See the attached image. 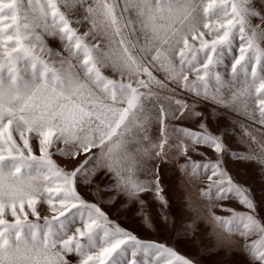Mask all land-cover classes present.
I'll list each match as a JSON object with an SVG mask.
<instances>
[{
    "label": "snow or ice",
    "instance_id": "snow-or-ice-1",
    "mask_svg": "<svg viewBox=\"0 0 264 264\" xmlns=\"http://www.w3.org/2000/svg\"><path fill=\"white\" fill-rule=\"evenodd\" d=\"M261 25L264 0H0V264H264V218L225 166L264 167ZM201 104L231 118L219 135ZM156 161L208 181L195 189L204 203L184 198L188 219L164 211ZM99 173L113 183L98 191L138 204L149 229L151 194L196 255L138 238L86 199L80 185Z\"/></svg>",
    "mask_w": 264,
    "mask_h": 264
},
{
    "label": "rangeland",
    "instance_id": "rangeland-1",
    "mask_svg": "<svg viewBox=\"0 0 264 264\" xmlns=\"http://www.w3.org/2000/svg\"><path fill=\"white\" fill-rule=\"evenodd\" d=\"M253 24H261L259 19L254 18L252 20ZM264 27V25H261ZM83 30V29H81ZM53 47H59L57 42H51ZM111 74V73H109ZM187 98V97H186ZM200 111H203L206 116L209 117L207 123L210 130L219 135L224 126L230 125L231 118H226L220 115L219 112H213V109L209 106L203 104L199 105ZM177 123V122H173ZM184 126L199 130L196 127V123L189 122L187 120L182 121ZM248 123V122H246ZM240 134V129L237 127L232 135H229L225 139V143L232 150H237L243 146L237 142V137ZM202 151H208L207 149L202 148ZM209 155L211 153L209 152ZM61 165L65 163L63 158H56ZM82 159V158H81ZM194 160H202L203 157L193 154ZM183 159L179 163H183ZM159 163V176L161 186L164 188V195L169 201V206L166 211L175 221L179 222L181 220H186L191 215L190 212H186V204L184 198L187 196L192 200L194 204L199 206L204 203L199 198V194L195 189L206 187L208 181L206 178L201 180H195L191 183L186 181V178L182 176L178 170L176 163H165L162 161L150 162V165ZM225 166L227 167L229 173L233 176L234 180L241 185L248 187L251 190V195L254 201L257 204L259 215L261 218H264V210H260V206L264 205V167H261L255 163H242L233 161L230 157H225ZM113 183L107 178H103V174L99 173L94 178L93 184L85 186L80 185V191L85 196L86 199L97 203L109 217L117 221L122 227L126 228L129 231H132L138 238L143 240H152L158 243H163L167 246H173L184 255L195 256L198 249L194 246L189 245L188 243L182 242L176 244L173 233L174 226L168 227L160 222L161 217V206L158 201L151 198V194H144L142 198L146 202V211L154 220V227L149 229L144 226L143 218L141 215H136L137 210L139 209L138 204L129 203L128 206L121 210V204L124 203V198L117 196L115 202H110L109 197L115 195L112 191H98L99 188L104 187L105 185H110ZM95 193V194H93ZM225 203L233 207L237 211H248L243 206L239 205L236 201H226ZM42 214H47L43 209L41 210ZM219 215H229L226 212H220L217 210ZM30 219H33L30 217ZM210 229L201 227L200 236H203ZM212 243L211 239H204L203 244L209 245ZM224 253L220 252L216 259L223 257Z\"/></svg>",
    "mask_w": 264,
    "mask_h": 264
}]
</instances>
